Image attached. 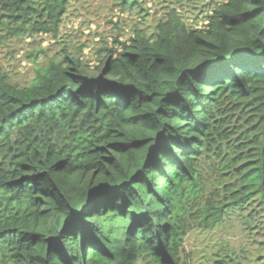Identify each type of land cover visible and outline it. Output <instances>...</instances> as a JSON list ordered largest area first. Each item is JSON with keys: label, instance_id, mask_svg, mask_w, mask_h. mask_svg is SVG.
Listing matches in <instances>:
<instances>
[{"label": "trees", "instance_id": "obj_1", "mask_svg": "<svg viewBox=\"0 0 264 264\" xmlns=\"http://www.w3.org/2000/svg\"><path fill=\"white\" fill-rule=\"evenodd\" d=\"M71 1L0 0V45L59 39ZM177 2L97 73L66 47L26 85L0 66V264H264V0L204 29ZM234 212L240 252L186 249Z\"/></svg>", "mask_w": 264, "mask_h": 264}, {"label": "rangeland", "instance_id": "obj_2", "mask_svg": "<svg viewBox=\"0 0 264 264\" xmlns=\"http://www.w3.org/2000/svg\"><path fill=\"white\" fill-rule=\"evenodd\" d=\"M138 1L132 7H125L120 4L121 0H72L59 39L50 35L38 36L36 39L13 38L0 45L2 71L7 73L12 83L29 84L35 76L36 68L44 67L50 58H58L59 53L66 47L83 63L89 64L91 73H97L96 67L100 65L99 48L104 45L119 47L118 42H114L116 37L119 35L121 41H126L133 36L137 27L155 30L158 19L166 14L167 9L164 7L174 6L171 1H179L175 4L182 11L187 28L204 29L208 22V11L221 0ZM203 2L213 4L203 7ZM240 220L241 217L234 212L226 219L225 225L216 228L213 233H191L187 238L186 249L193 251L199 246L202 250L204 244L212 246L218 239L224 238L235 247L236 252H240L242 246L249 243V231L243 229ZM256 240L263 241L264 254V234ZM256 254H260V251Z\"/></svg>", "mask_w": 264, "mask_h": 264}]
</instances>
